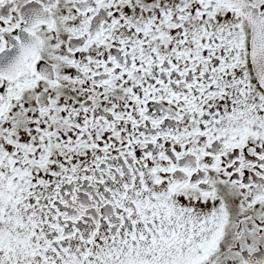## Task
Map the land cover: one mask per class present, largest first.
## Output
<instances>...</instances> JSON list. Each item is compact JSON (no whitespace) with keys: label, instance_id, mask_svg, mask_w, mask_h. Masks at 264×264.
I'll return each instance as SVG.
<instances>
[{"label":"snow or ice","instance_id":"obj_1","mask_svg":"<svg viewBox=\"0 0 264 264\" xmlns=\"http://www.w3.org/2000/svg\"><path fill=\"white\" fill-rule=\"evenodd\" d=\"M0 264H264V0H0Z\"/></svg>","mask_w":264,"mask_h":264}]
</instances>
